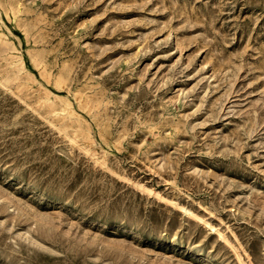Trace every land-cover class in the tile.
I'll return each instance as SVG.
<instances>
[{
  "label": "rangeland",
  "instance_id": "obj_1",
  "mask_svg": "<svg viewBox=\"0 0 264 264\" xmlns=\"http://www.w3.org/2000/svg\"><path fill=\"white\" fill-rule=\"evenodd\" d=\"M0 264H264V0H0Z\"/></svg>",
  "mask_w": 264,
  "mask_h": 264
},
{
  "label": "bare ground",
  "instance_id": "obj_2",
  "mask_svg": "<svg viewBox=\"0 0 264 264\" xmlns=\"http://www.w3.org/2000/svg\"><path fill=\"white\" fill-rule=\"evenodd\" d=\"M182 209H184V211H186V212H188V213L190 212V211H189L188 209H186V208H182Z\"/></svg>",
  "mask_w": 264,
  "mask_h": 264
}]
</instances>
